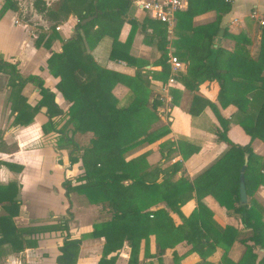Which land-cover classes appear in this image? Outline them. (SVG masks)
I'll return each mask as SVG.
<instances>
[{
  "label": "trees",
  "instance_id": "obj_1",
  "mask_svg": "<svg viewBox=\"0 0 264 264\" xmlns=\"http://www.w3.org/2000/svg\"><path fill=\"white\" fill-rule=\"evenodd\" d=\"M129 2L52 0L46 4L44 0H32L33 8L50 21L48 34L44 37V33H38L34 38L35 46L49 47L51 41L58 38L55 25L69 14H73L75 19L70 36L61 40L60 49L51 50L45 59L49 73L57 78L56 89L69 102L65 111L56 104L53 92L43 85L38 75L22 77L15 63L0 57V72L6 74L9 88L7 100L10 111L14 113L12 122L26 124L40 106H45L47 119L41 124L42 130L49 126L58 132V138L66 139L69 163L80 160L82 167L76 176L61 180L67 201L66 212L53 223L16 225L13 216L17 214L20 203L17 197L18 183L15 180L0 182V250L3 245L9 251L17 252L36 244L32 234L61 230L64 234L55 261L58 264H75L80 238L70 237L68 232L71 191L83 194L88 202L99 205L100 212L105 214V217L92 222L91 230L87 233L103 238L101 255L96 264H110L104 256L120 248L124 241L129 247L127 264L136 263L139 241L142 238L144 242L147 241L150 233L155 236L158 252L182 239L190 242L192 247L197 241L203 246L205 241L201 237L211 230L205 222L211 212L200 198L209 193L227 211L238 213L242 223L252 229L248 237L251 242L245 243L242 255L236 261L229 260L230 264H264V252L254 261L256 253L253 251L255 247L264 250V218L253 200L249 199V203L239 202L237 188L238 172L244 157L246 195L252 194L254 188L263 182L264 176L252 169L253 162L259 158L248 143H234L225 135V122L230 120L239 124L250 138L257 137L264 142V17L259 24L260 38L254 56L248 53L246 45L250 38L245 32L239 30L231 33L219 24L221 13L228 10L227 0H186V6L174 13L170 39L167 38L165 23L161 21L146 16L140 20L129 19L128 33L123 41H119L117 33L122 22L121 14ZM16 8L17 0H2L0 16L6 9ZM209 9L215 10L214 19L193 23L194 15ZM88 16L91 18L81 22ZM99 19L100 23L97 22ZM94 23L97 26L92 28ZM137 27L142 33V41L158 52L156 60L159 69L144 68L147 60L129 53V44ZM104 34L111 36L108 58L134 65L132 75L102 66L93 59L87 46L90 47ZM224 37L233 40L230 49L221 45L219 39ZM167 46L173 55L185 63V70L175 75L185 88L193 90L204 78L215 79L219 104L223 106L232 102L236 106L235 112L227 120L216 112L221 128L214 132L227 143V147L192 179L186 175H180L175 180L168 176L157 179L159 167H149L145 151L130 155L133 148L159 139L168 132L167 124L160 122L157 111L162 104L160 95L151 94L150 99L144 96L149 85L148 75L164 82L169 74ZM25 82L33 83L40 94L33 105L20 93ZM116 82L128 87L123 97L119 98L112 92ZM178 91L169 85L170 106L177 103ZM208 105L215 106L211 102ZM53 115L66 116L65 123L70 124L67 127L69 134L66 129H61L65 123L62 127H54L51 120ZM58 122L57 119L56 124ZM86 132L89 136L84 144L73 140L74 133ZM258 165V168L264 167V161ZM14 169L19 170L20 165H15ZM228 171L233 173L231 187L209 186L214 183V175ZM251 177L253 183L250 182ZM192 196L196 198L197 206L184 216L179 206ZM168 209L182 216L184 223L174 225ZM214 232L217 237L209 233L213 236L212 240L226 250L234 239L235 231L225 225L214 229ZM228 233L232 234L228 236ZM163 235L166 238L161 243L160 237Z\"/></svg>",
  "mask_w": 264,
  "mask_h": 264
},
{
  "label": "crops",
  "instance_id": "obj_2",
  "mask_svg": "<svg viewBox=\"0 0 264 264\" xmlns=\"http://www.w3.org/2000/svg\"><path fill=\"white\" fill-rule=\"evenodd\" d=\"M227 1L229 3L228 10L221 13L219 24L225 26L231 33H236L239 30L245 32L250 38V42L246 45L248 53L254 56L260 38L259 24L264 17V0ZM1 2L2 0H0V4ZM24 2L28 4L22 6V0H17L15 10L6 9L0 16V57L15 63L22 77L27 74L38 75L42 79L43 85L53 92L56 104L62 111H65L69 102L56 89L57 78L49 73L45 59L51 50L60 49L61 40L70 36L72 25L75 22L74 16L69 14L65 20L57 23L59 25L56 29L58 38H54L49 47L35 46L34 38L38 33H44V37L48 34L50 21L33 8L32 0H24ZM185 6L186 0L182 8ZM215 14L213 9L205 10L194 15L192 21L194 24L211 21ZM121 17L122 22L117 33L119 41H123L128 33L129 19L140 20L139 17H132V15L124 13L121 14ZM97 22L100 23L101 19ZM96 26L97 23H94L92 28ZM171 37L170 30L167 32V38ZM219 40L226 49H230L233 45V40L229 37ZM110 42L111 36L104 34L90 47L87 46V49L98 64L132 75L135 69L134 65L127 64L123 60L108 58ZM129 53L146 59L148 63L143 65L144 68L159 69L160 67L155 60L158 52L150 44L142 41V33L138 27L129 44ZM184 70L185 63L183 62L178 73ZM148 77L149 85L144 96L150 99L151 94L160 95L162 104L157 107V111L160 122L167 124L168 132L159 139L133 148L130 155L145 151V160L149 167L156 165L159 167L157 179L168 176L175 180L180 175H186L192 179L218 158L227 147V143L217 137L214 132L215 129L221 128L216 118V112L224 120H227L235 112L236 106L232 102L223 106L219 104L217 100L218 84L212 78H204L198 83L196 89L190 90L185 88L176 76L174 82L168 84L166 80L162 82L150 75ZM6 82V74L0 72V182L15 180L18 183L17 197L20 203L17 214L13 216L16 225L53 223L66 212L67 201L63 194L61 180L67 176L65 174H70L67 177H73L82 171L80 160L70 164L67 140L58 138V132L54 128L47 126L45 131L42 130L41 124L47 119L45 106H40L26 124L12 122L14 113L9 108L7 100L9 88ZM169 85L179 90L177 103L171 106L169 104ZM262 86H264V79ZM127 90L128 87L121 82H116L112 87V92L119 98L123 97ZM20 93L25 96L30 105H33L40 97L37 88L31 82H25L20 88ZM208 102L215 106L210 107ZM60 116V120L58 115L51 116L55 128L65 123L66 116ZM57 119L59 120L58 124H56ZM61 120L62 122H60ZM225 125V135L230 141L241 145L246 143L250 145L252 152L259 158L253 162L252 169L264 176V167L258 168L260 161H264V142L257 137L250 138L241 126L233 121L229 120V122H225ZM69 126L70 124H67L65 129ZM77 136H85V143L89 133H74L73 140L76 142L75 137ZM190 149H192L191 152H188ZM15 165H20V169H14ZM213 178L214 183L209 185L210 187L232 186L233 173L230 171L214 175ZM253 181L254 179L251 177L250 182L253 183ZM205 188L207 189V187ZM75 193L79 199H76ZM249 199L255 202L256 208H260L261 217L264 218V180L254 188L252 194L246 195L245 202L249 203ZM200 200L211 212L210 217L205 221L207 228L211 229L209 233L217 237L214 229L225 225L235 231L234 239L226 250L212 240L211 234L205 232L201 237L205 241L203 246L199 245L197 241L192 247L190 242L182 239L171 246H166L162 252H158L155 236L150 233L147 241L144 242L143 238L140 239L137 261L134 264H230L229 260L236 261L242 255L245 243L251 242L248 237L252 233V229L242 223L238 213L227 211L219 205L211 194H204ZM69 202L68 209L71 211V216L67 221L68 232L70 237L80 238L75 264H96L101 255L103 238L89 236L87 233L91 230L92 222L105 217V214L100 212L99 205L88 202L81 193L71 191ZM196 206V198L192 196L180 204L179 210L184 216H187ZM168 213L174 225L184 223L185 220L178 213L169 209ZM92 217H95V220ZM63 234L64 231L61 230H48L32 234L36 238V244L31 247L26 246L17 252L9 251L2 245L1 249L5 248V252L1 251L0 256L6 258L3 264H15L10 258L15 261L17 254L22 253L23 250H35L41 253L43 248L48 245L54 248L51 251L53 264H58L55 261V256L59 252L58 246ZM230 234L232 233H228V236ZM45 237L51 240V243L43 241L42 238ZM160 238L162 243L166 236L163 235ZM244 239L246 240L243 241ZM253 251L256 253L254 261L264 252L263 249L256 247L253 248ZM128 253L129 247L124 241L120 248L107 253L104 259L109 260L110 264H127ZM7 258L12 263L7 262ZM38 261L41 264L44 263L40 257Z\"/></svg>",
  "mask_w": 264,
  "mask_h": 264
},
{
  "label": "built area",
  "instance_id": "obj_3",
  "mask_svg": "<svg viewBox=\"0 0 264 264\" xmlns=\"http://www.w3.org/2000/svg\"><path fill=\"white\" fill-rule=\"evenodd\" d=\"M48 4L51 0H44ZM134 5L145 12L148 18L155 19L165 23L167 31H170L174 23V13L181 9L185 0H130ZM262 20L260 21V23ZM59 27L55 25V29ZM167 52L166 62L169 67V74L166 78V83L174 82L175 75L182 67L183 61L179 60L170 52L169 46ZM7 262L12 263L8 258Z\"/></svg>",
  "mask_w": 264,
  "mask_h": 264
},
{
  "label": "rangeland",
  "instance_id": "obj_4",
  "mask_svg": "<svg viewBox=\"0 0 264 264\" xmlns=\"http://www.w3.org/2000/svg\"><path fill=\"white\" fill-rule=\"evenodd\" d=\"M27 1V0H25ZM28 3L27 2H24V0H22V6H26ZM124 14H127V15H132V17H139L138 19H141L143 16H146L147 15L145 14L144 11H142L140 8H138L136 5H134L132 2L128 5V7H126V9L124 10L123 12ZM156 53V52H154ZM156 60V59H155ZM157 61V60H156ZM58 119L60 120L61 119V116L59 115L58 116ZM58 120V121H59ZM62 122V120L60 121ZM67 125V124H66ZM65 125V126H66ZM63 126V124H61V127ZM65 126L62 127L61 129L62 130H65ZM67 128V127H66ZM66 133L68 134L69 130L66 129L65 130ZM75 139H77V143L78 144H83L84 143V140L86 139L85 136H77L75 137ZM67 173V172H65ZM67 176H69L70 174H65ZM74 175V174H72ZM77 175V174H76ZM75 175V176H76ZM65 176V177H67ZM74 177V176H73ZM77 194L75 193V196ZM76 199H79V196H76ZM75 199V203L77 202V200ZM95 212V210H94ZM93 218V217H92ZM95 218V217H94ZM93 218V219H94ZM95 220V219H94ZM29 221V220H28ZM38 238L39 235H37ZM43 241H46V242H49L51 243V240H49L48 238H42ZM37 243H38V239H37ZM27 247H31V246H27ZM45 247V246H44ZM44 250L41 251V253H39L38 251H35V250H30V251H24L20 254H17L18 256H16V259L14 261V259L10 258L11 261H13V263L15 264H41V262L38 261V258L40 257L41 259H43L44 263L43 264H53V258L51 257V251L54 250V248L50 245L46 246L45 248H43ZM0 251H4L5 252V248H2ZM4 259H6L5 257H1L0 256V264H3L4 262Z\"/></svg>",
  "mask_w": 264,
  "mask_h": 264
},
{
  "label": "water",
  "instance_id": "obj_5",
  "mask_svg": "<svg viewBox=\"0 0 264 264\" xmlns=\"http://www.w3.org/2000/svg\"><path fill=\"white\" fill-rule=\"evenodd\" d=\"M90 18L91 16L85 17L81 20V22H84ZM245 162H246V157H244L243 164L240 166V169L238 172V187H237L238 188V199H239V202L241 203H244L246 201V193H245V187H244V182H243V169H244Z\"/></svg>",
  "mask_w": 264,
  "mask_h": 264
}]
</instances>
